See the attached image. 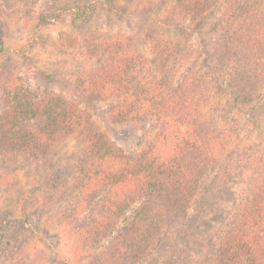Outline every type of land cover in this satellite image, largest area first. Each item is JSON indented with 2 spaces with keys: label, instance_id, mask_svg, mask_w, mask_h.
<instances>
[{
  "label": "trees",
  "instance_id": "obj_1",
  "mask_svg": "<svg viewBox=\"0 0 264 264\" xmlns=\"http://www.w3.org/2000/svg\"><path fill=\"white\" fill-rule=\"evenodd\" d=\"M171 3L172 26L179 29L212 16L207 32L215 42L206 71L192 64L188 44L172 45L156 25L144 51L134 34H88L89 65L74 80L78 92L107 103L113 120L142 135L138 148L125 152L77 105L14 76L0 89V160L39 163L63 139L88 138L80 182L65 193L73 198L71 214L56 215L62 224L70 219L79 246L103 247L90 264H129L165 229L181 235L196 202L202 204L195 198L206 177L234 170L244 187L231 207L205 208L218 226L199 264H264V133L243 147L231 110L252 108L264 97V0ZM24 7L31 13L29 1ZM88 8L80 1L74 20ZM6 52L0 38V57ZM223 95L228 105L215 101ZM235 150L239 156L230 161Z\"/></svg>",
  "mask_w": 264,
  "mask_h": 264
},
{
  "label": "rangeland",
  "instance_id": "obj_2",
  "mask_svg": "<svg viewBox=\"0 0 264 264\" xmlns=\"http://www.w3.org/2000/svg\"><path fill=\"white\" fill-rule=\"evenodd\" d=\"M80 1L89 8L78 22L74 13ZM170 9L171 0H0V38L7 47L0 57V89L8 78L22 76L87 112L99 132L131 153L143 143L142 135L113 120L107 103L74 87L78 72L89 65L85 37L134 34L144 51L149 46L146 39L157 36L151 34L152 28L162 26L159 29L166 33V40L172 45L188 44L192 64L206 71L215 42L207 32L212 16L205 22L187 21L179 29L172 26ZM215 101L228 105L227 95ZM231 110L239 121V143L253 145L264 133V97L252 108ZM88 143V138L79 135L65 138L39 163L19 156L0 160V264H90L99 260L103 247L79 246L70 236V219L62 224L56 215L71 214L73 198H65V193L74 180L80 182L79 164ZM238 156L235 150L228 159ZM58 178L66 183L55 184ZM243 187V179L234 170L211 173L195 198L202 204L194 205L184 232L177 235L165 229L149 251L129 264H199L218 226L205 208L231 207Z\"/></svg>",
  "mask_w": 264,
  "mask_h": 264
}]
</instances>
